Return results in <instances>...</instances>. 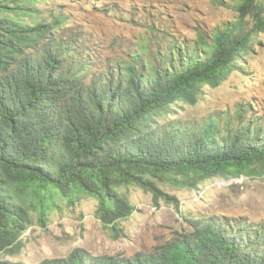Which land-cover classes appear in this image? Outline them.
I'll list each match as a JSON object with an SVG mask.
<instances>
[{
  "label": "trees",
  "instance_id": "16d2710c",
  "mask_svg": "<svg viewBox=\"0 0 264 264\" xmlns=\"http://www.w3.org/2000/svg\"><path fill=\"white\" fill-rule=\"evenodd\" d=\"M38 1L47 0H0V254H19L31 210L43 217L58 197L95 198L96 216L116 235L133 212L121 187L173 199L156 179L196 190L264 173V118L246 104L164 120L173 105H195L205 87L247 73L264 0H235L233 21L194 39L145 18L149 37L137 50L101 60L100 43ZM190 227L146 253L74 249L37 264H264V222L214 215Z\"/></svg>",
  "mask_w": 264,
  "mask_h": 264
},
{
  "label": "rangeland",
  "instance_id": "374dc122",
  "mask_svg": "<svg viewBox=\"0 0 264 264\" xmlns=\"http://www.w3.org/2000/svg\"><path fill=\"white\" fill-rule=\"evenodd\" d=\"M235 0H47L39 9L63 10L74 25L101 44V57L133 52L146 39L148 22L187 39L198 32L233 21ZM246 29L250 19L245 17ZM247 73L231 75L217 88L205 87L195 105L179 102L164 120L194 121L216 110L246 104L251 113L264 118V34L254 36L252 51L246 57ZM245 105V106H246ZM160 190L173 199L155 197L130 185L121 187L133 206L131 215L120 221L116 235L96 216L97 200L80 195L71 202L55 198L45 215L31 210V225L22 238L23 249L14 256L0 254V260L37 264L43 259L67 256L80 249L91 256L150 252L191 231L190 221L210 216L242 218L264 222V173L256 177L214 178L198 189L181 187L156 179Z\"/></svg>",
  "mask_w": 264,
  "mask_h": 264
}]
</instances>
